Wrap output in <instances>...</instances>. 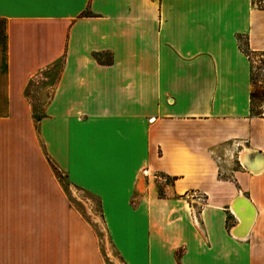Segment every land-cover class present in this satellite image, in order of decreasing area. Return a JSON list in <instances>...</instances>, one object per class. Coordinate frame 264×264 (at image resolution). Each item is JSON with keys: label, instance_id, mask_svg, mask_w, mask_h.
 <instances>
[{"label": "crops", "instance_id": "obj_1", "mask_svg": "<svg viewBox=\"0 0 264 264\" xmlns=\"http://www.w3.org/2000/svg\"><path fill=\"white\" fill-rule=\"evenodd\" d=\"M0 21V264H107L79 189L120 264H264L240 43L264 53V0H0Z\"/></svg>", "mask_w": 264, "mask_h": 264}, {"label": "rangeland", "instance_id": "obj_2", "mask_svg": "<svg viewBox=\"0 0 264 264\" xmlns=\"http://www.w3.org/2000/svg\"><path fill=\"white\" fill-rule=\"evenodd\" d=\"M241 46L244 47L246 45V40L244 38L241 39ZM252 68H253V93H254V104L256 106V111L259 110V101L264 99V55L259 53L251 54ZM157 181L160 191H164V187L166 185H170L172 182L171 179L166 178L162 175H157ZM165 192V191H164ZM73 203L75 202L78 210L81 213L89 214V217L92 218L89 221L93 223V226L96 229V232L99 235L101 240L102 247H105L109 252H105V260L107 264H120L119 257L117 254L112 251L111 247L105 240V233L103 230L102 222L100 219V203L99 199L81 189L78 191L73 190ZM107 253V254H106ZM108 255V256H107Z\"/></svg>", "mask_w": 264, "mask_h": 264}, {"label": "trees", "instance_id": "obj_3", "mask_svg": "<svg viewBox=\"0 0 264 264\" xmlns=\"http://www.w3.org/2000/svg\"><path fill=\"white\" fill-rule=\"evenodd\" d=\"M1 22V21H0ZM6 28L5 26H1L0 25V44L2 45L3 47V50H4V53L6 51V32H5ZM244 53L248 56L250 62H251V65H252V61H251V54L254 53V52H251L248 48V46H244V49H243ZM261 55H264V53H259ZM253 68L251 69V79L253 80ZM251 98H252V113L254 115H261V108H262V105L264 104V99H262L261 101H259L260 105H259V110L256 111V106L254 104V93H252L251 95Z\"/></svg>", "mask_w": 264, "mask_h": 264}, {"label": "water", "instance_id": "obj_4", "mask_svg": "<svg viewBox=\"0 0 264 264\" xmlns=\"http://www.w3.org/2000/svg\"><path fill=\"white\" fill-rule=\"evenodd\" d=\"M241 202L244 203V204H246V205H248V207H249V209H250V214H249L250 217L248 218V220L245 219V221H243V223H242V221L240 220L241 227L244 228V230L248 231V230L250 229V227L252 226V222H253V219H254L255 211H254L253 207L250 206L246 200H243L241 197H239L238 200H237V204H238V203H241ZM234 214H235V213H234ZM235 215H236V214H235ZM233 235H234L235 237H237V238L244 239V238L247 236V233H246V234H244V233L241 234V233L238 232L237 230H234V231H233Z\"/></svg>", "mask_w": 264, "mask_h": 264}, {"label": "bare ground", "instance_id": "obj_5", "mask_svg": "<svg viewBox=\"0 0 264 264\" xmlns=\"http://www.w3.org/2000/svg\"><path fill=\"white\" fill-rule=\"evenodd\" d=\"M235 208H236V207H233V208H232L233 211L238 212V209H239V208H236V209H235Z\"/></svg>", "mask_w": 264, "mask_h": 264}, {"label": "built area", "instance_id": "obj_6", "mask_svg": "<svg viewBox=\"0 0 264 264\" xmlns=\"http://www.w3.org/2000/svg\"><path fill=\"white\" fill-rule=\"evenodd\" d=\"M197 197L202 198V197H200V196H198V195H197Z\"/></svg>", "mask_w": 264, "mask_h": 264}]
</instances>
